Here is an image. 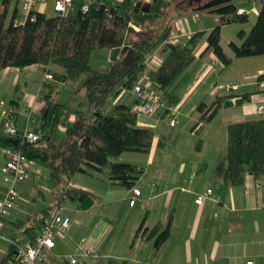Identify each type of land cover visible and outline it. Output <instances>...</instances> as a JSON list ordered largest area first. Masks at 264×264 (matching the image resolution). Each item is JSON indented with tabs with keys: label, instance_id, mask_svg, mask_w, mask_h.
I'll return each mask as SVG.
<instances>
[{
	"label": "crops",
	"instance_id": "0c3cea01",
	"mask_svg": "<svg viewBox=\"0 0 264 264\" xmlns=\"http://www.w3.org/2000/svg\"><path fill=\"white\" fill-rule=\"evenodd\" d=\"M111 1L117 3L121 0ZM138 1L146 4L153 0ZM27 3H32L35 11L56 15L54 0H21V10ZM202 19L201 12L178 19L171 33L172 40L186 43L197 31H211L221 24L220 16L215 14L207 17V26L201 25ZM229 25L221 27L222 43L223 32ZM207 45L205 39L198 42L195 49L197 66L192 79L171 100L179 110L176 125L169 124L166 112L155 116L141 115L139 124L154 130L150 151H128L119 157L120 161L144 167L133 186L142 191L136 204L130 205L132 188L126 187L120 195L112 191L114 186L106 178L107 168L103 173L91 170L74 174L69 181L71 188L77 190L78 197L82 195L81 190L86 192L94 203L88 210H83L78 200L66 197L58 211L71 216L72 226L67 233L59 234L45 264H72L69 255H78L82 239H86L84 248H94L101 258H112L116 264H248L249 260L264 264V177L248 173L242 184L231 185L216 173L227 147V124L264 117V113L256 112V107L264 104V93H255L242 103L238 97H227L226 101L232 100V105H226L225 101L211 121L202 119L199 103L205 102V109L210 107L218 96L235 90L230 87L231 82H237L236 91L242 92L249 91L250 84L253 88L258 86L256 77L250 82L224 79L219 71L220 62L212 50H206ZM160 50L161 46L153 53L154 58H158L157 64H150L148 69L158 67L162 58ZM227 53L231 54L230 51ZM110 54L111 51L100 52L102 69L108 68L112 62ZM213 65L217 70L212 68ZM50 70L57 74L64 71L57 65H52ZM263 73L264 69H261L259 74ZM144 74L147 75L148 71ZM44 77L45 71L39 65L0 70V101L5 100L14 110L20 132L36 131L40 127L46 106L44 95L48 91H51L53 100L61 103L68 104L66 100L72 98L69 94L64 99L61 94L57 99L55 90L60 80L52 79L49 82L51 87L43 88ZM63 92L67 93V90ZM75 118L73 114L66 125L58 128L61 137L65 136ZM3 120L0 112V125ZM4 149L0 145V203L6 187L1 173L6 162ZM49 173L47 166L32 160L26 171L28 179L18 183L19 197L15 208L2 218L0 263L11 258L12 242L24 246L33 243L35 236L26 232L28 227L36 226L35 235L41 230L43 223L39 224L38 218L42 217L44 208L55 201V186ZM99 179L105 184L102 188L94 183ZM208 188H213L217 199L197 204V196ZM107 191L110 195L108 201L104 199ZM67 199L72 202L68 204ZM144 220V227L139 231ZM155 227L169 229V236L159 248L155 247V236L150 237ZM125 239L129 249L126 254L118 253L119 242ZM79 258L78 264H98V260L91 256L80 255Z\"/></svg>",
	"mask_w": 264,
	"mask_h": 264
},
{
	"label": "trees",
	"instance_id": "16d2710c",
	"mask_svg": "<svg viewBox=\"0 0 264 264\" xmlns=\"http://www.w3.org/2000/svg\"><path fill=\"white\" fill-rule=\"evenodd\" d=\"M21 0H2L0 9V70L7 67L24 68L39 65L52 75V79L66 83L83 80L87 94V109H72L68 104L55 101L48 91L44 98L46 106L42 113L41 139L36 143L18 139L14 145L10 137L0 135V145L21 151L28 159L47 166L49 179L54 184V203L43 210L38 218L43 225L63 205L67 196L78 200L77 190L69 181L76 173L91 170L103 173L114 187L133 188L144 172V167L120 161L126 151L147 153L152 147L154 130L139 124V113L135 108L138 100L129 91L149 67V60L161 46L162 60L158 67L148 71V78L156 84L169 101L177 91L191 79L197 66L196 45L201 39L207 42L206 50H212L220 62L222 73L236 57L264 54V0H259L258 13L238 12L220 16L221 24L211 31H197L186 43L170 41L175 22L198 10L199 4L189 0H153L151 11L144 23L133 15L137 0H73V8L65 15L48 16L31 11L22 21ZM252 0H239L238 7ZM85 5L87 9H85ZM203 12H209L203 10ZM251 15L255 22L248 31L244 28ZM34 17V19H32ZM241 24L237 38L222 43L223 24ZM137 26L139 29H136ZM121 48L118 58L108 68L93 65V53L110 52ZM230 51L231 54L227 52ZM52 65L64 71L57 74ZM258 86L248 85L249 91L231 90L225 96L206 107L200 102L198 110L202 119L211 121L223 106L227 97H238L244 102L258 92L264 93V73L256 77ZM261 84V85H260ZM51 87L45 83L44 88ZM113 97L107 105L108 99ZM74 123L67 128L65 136L58 128L66 125L72 115ZM201 141L199 142V145ZM217 175L226 183L240 185L246 174L264 177V117L231 121L227 124V147L217 167ZM85 194L86 192L80 191ZM63 213V212H62ZM64 214V213H63ZM142 222L139 231L144 227ZM42 225V226H43ZM35 236L36 226L26 229ZM155 236V247L159 248L169 236L168 227H155L150 237ZM11 258L0 264H18L19 255L11 245ZM101 258V257H100ZM98 259V264H116L114 259ZM106 260V261H105Z\"/></svg>",
	"mask_w": 264,
	"mask_h": 264
},
{
	"label": "built area",
	"instance_id": "2783aa9c",
	"mask_svg": "<svg viewBox=\"0 0 264 264\" xmlns=\"http://www.w3.org/2000/svg\"><path fill=\"white\" fill-rule=\"evenodd\" d=\"M73 0H54V8L58 15H65L73 8ZM87 9V6L84 7ZM34 9L32 3H27L22 10V21L29 17L31 11ZM255 11V9H252ZM252 10L239 8L238 13H248ZM255 13H258L256 10ZM34 19V17H32ZM155 56L152 55L150 60L154 61ZM154 58V59H153ZM162 60V58H161ZM214 70L217 67L213 65ZM48 79L51 80L53 77L49 73ZM148 75L143 77L135 83L131 90H124L119 98L126 92H130L139 101L136 105V110L139 113L155 116L160 112H166L169 124L175 126L177 123V116L179 113L178 107L169 101L168 97L165 96L164 92L158 89L154 90L150 85ZM230 87L232 89H238L237 82H231ZM44 88V87H43ZM42 88V89H43ZM0 112L4 116V120L0 125V134L7 137H14L22 139L23 142L36 143L41 139V133L36 131L25 130L20 132L18 129L17 121L13 116L14 110L7 105L5 100L0 101ZM256 112L259 114L264 113V104H260L256 107ZM6 162L1 168L3 183L5 184L4 197L0 203V232L3 227L2 218L6 217L16 205V201L19 197L17 185L19 182L25 179L26 171L29 163L32 161L27 158L21 151L14 148L4 149ZM2 188H0V191ZM155 191L158 188L154 189ZM142 194V191L138 187L132 188V198L130 199V205L134 206L138 197ZM207 199L216 200L217 197L214 193L213 188H208L200 193L196 198L197 204H202ZM264 205V202H263ZM72 226V218L70 215H65L62 211L55 213L47 222L42 226L41 230L35 235L33 243L24 246L19 243L12 242L15 246V250L19 255L18 264H45L50 251L56 246V241L61 233H67ZM86 239H82L79 244L78 255H69V260L72 264H78L81 256H91L96 261L100 258L96 249H86L83 243ZM248 264H254L253 260H249Z\"/></svg>",
	"mask_w": 264,
	"mask_h": 264
},
{
	"label": "rangeland",
	"instance_id": "374dc122",
	"mask_svg": "<svg viewBox=\"0 0 264 264\" xmlns=\"http://www.w3.org/2000/svg\"><path fill=\"white\" fill-rule=\"evenodd\" d=\"M138 1V0H137ZM253 4V7L250 6V4ZM146 4H151V3H146ZM204 4V1L203 3ZM259 6V0H252V2H250L249 4H244L243 6L238 7L239 8H244L247 10H252L255 9V11L257 9V7ZM255 11L252 10V14H255ZM210 13L207 12H201V16H202V22L201 25L203 26H207L209 25V21H207V17L210 16ZM216 16V15H215ZM220 16V15H218ZM207 19V20H206ZM255 22V16L251 15L250 17V21L249 23H247V25H244V28H246L248 31L251 29L253 23ZM136 29H139L137 26H135ZM242 25L241 24H230L226 30L223 32V42L225 44L226 47H228V43L231 40H234L237 38V34L240 31V29H242ZM170 40H172V38L170 37ZM174 42H176L175 40H172ZM197 46V45H196ZM229 48V47H228ZM196 51V50H195ZM154 59V58H153ZM156 60L155 62H152V60H149V65L150 64H157L158 58L154 59ZM92 63L94 66H96L97 68H101V58H100V52L99 51H95V53H93V59H92ZM150 67V66H149ZM261 69H264V54L263 55H253V56H247V57H236L233 59L232 63L222 72L223 78L226 80L229 79H234L237 81H244V82H250L252 80H254V77H257L259 73H261ZM150 69L146 70L145 73H147V71H149ZM49 73L45 71V77H44V82H43V86L46 83H49L51 80L48 79L47 75ZM145 75V74H143ZM257 75V76H256ZM66 82L61 81L59 83L58 88L55 90V96L57 99L59 95H63L64 99L66 98V96H68L69 94L72 95V98L68 97V100H66L68 102V105L72 108V109H76V108H82V109H87V94H86V89L83 86V80H81L80 82H76V83H68V86H65ZM150 85H152V88L154 90H156V86L153 82H149ZM64 84V85H63ZM67 93L63 92L66 91ZM70 99V100H69ZM111 99H108L107 104H109V101ZM136 109V108H135ZM195 133V132H194ZM128 152V151H126ZM129 152H136V151H129ZM26 176L28 177V175L26 174ZM25 179H28V178ZM24 179V180H25ZM94 183L96 185H99L98 188H102L105 186V184L102 182V180H94ZM109 186V185H108ZM127 188L126 187H112V191L114 193H116V195H120L123 194L125 192ZM104 193V192H103ZM105 195V200L108 201V197L110 196L108 194V191L104 193ZM68 204H70L72 201L67 199ZM101 209L104 210L105 206L102 205ZM141 211V210H140ZM103 212V211H102ZM143 215L145 213V209L142 211ZM143 217V216H142ZM126 239L124 241L119 242V252L118 253H127L128 251V247L129 244L125 243ZM125 246V248H124ZM123 251V252H122ZM125 251V252H124ZM119 261V260H118Z\"/></svg>",
	"mask_w": 264,
	"mask_h": 264
},
{
	"label": "water",
	"instance_id": "95a60500",
	"mask_svg": "<svg viewBox=\"0 0 264 264\" xmlns=\"http://www.w3.org/2000/svg\"><path fill=\"white\" fill-rule=\"evenodd\" d=\"M190 4L193 3L199 4L198 10H208L210 14L215 15H231L238 12V5L236 4L239 0H207L204 4H202L205 0H189ZM253 7V4H250ZM151 11L150 4H143L141 1H138L135 4L133 9L134 18L140 22L144 23L148 17V14ZM121 51V48H114L111 50L110 60L115 61L118 58V55ZM233 104L232 100H227L226 105ZM10 140L13 142L14 145L18 144V139L14 137H10ZM78 203L80 204L83 210H88L94 203V200L91 196L82 194L78 198Z\"/></svg>",
	"mask_w": 264,
	"mask_h": 264
},
{
	"label": "flooded vegetation",
	"instance_id": "af4514ba",
	"mask_svg": "<svg viewBox=\"0 0 264 264\" xmlns=\"http://www.w3.org/2000/svg\"><path fill=\"white\" fill-rule=\"evenodd\" d=\"M207 0L204 1V3L206 2ZM203 3V2H202Z\"/></svg>",
	"mask_w": 264,
	"mask_h": 264
}]
</instances>
